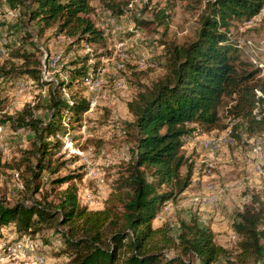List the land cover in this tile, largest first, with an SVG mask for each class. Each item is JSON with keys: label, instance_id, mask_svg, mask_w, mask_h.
<instances>
[{"label": "rangeland", "instance_id": "obj_1", "mask_svg": "<svg viewBox=\"0 0 264 264\" xmlns=\"http://www.w3.org/2000/svg\"><path fill=\"white\" fill-rule=\"evenodd\" d=\"M116 2L123 7V13L116 14L104 1L91 0L93 9L89 15L102 30L103 38L89 43L77 42L65 32L56 34L55 25L39 34L35 21H26L18 8L17 16H12L0 0V43L7 42L9 46L8 54L0 57V65L7 63L8 68L9 61L22 62L13 57L12 49L32 50V59L40 60L41 80L46 82L42 84L25 74L0 75V197L6 204L49 201L55 205L61 191L75 185L81 206L88 210L103 209L129 157L131 144L127 131L131 130L133 116L128 101L165 73L168 48L196 37L205 7L204 0ZM227 35L239 60L246 64L241 67L255 71L247 83L256 86L264 83V1L259 12L250 18H232ZM51 51L60 55L62 66L56 63L48 67L45 55L49 56ZM141 52H145L143 59ZM82 66L94 70V83L88 85L75 79L71 86L61 87V93L69 101L71 95L83 96L89 107L79 119L73 118L72 112L63 114L54 137L61 141L60 145L36 181L38 190L31 191L26 184L34 179L26 169L28 164L33 167L36 160L27 152L33 147L35 134L26 126L13 130L7 117L30 105L36 117L48 121L50 91L60 81L69 79L71 69ZM259 92L256 87L254 93ZM235 98L236 95L222 99L218 107L220 118L208 131L193 124L196 132V127L208 132L207 139L214 140L216 146L197 138L194 146L182 148L189 166L192 164L189 186L174 200L164 203L152 221L154 226L169 224L174 237L181 230V221L189 225L195 221L211 228L217 244L232 249L237 241L232 228L237 212L254 198L264 202V132L246 134L241 126L243 119L232 109ZM186 170L187 165L181 173L184 175ZM64 176L70 178L54 182ZM20 238L26 245L23 254L12 260L0 257V264H34L33 254L43 255V264H68L72 256L61 233L48 224L31 226L26 231H17L14 223L0 228V241ZM167 255H179L189 264H197L194 258L177 249L168 250ZM212 264H226V258L220 256Z\"/></svg>", "mask_w": 264, "mask_h": 264}, {"label": "trees", "instance_id": "obj_2", "mask_svg": "<svg viewBox=\"0 0 264 264\" xmlns=\"http://www.w3.org/2000/svg\"><path fill=\"white\" fill-rule=\"evenodd\" d=\"M101 1L116 14L124 12L116 0ZM263 1L204 0L196 37L168 48L165 73L127 103L133 116L131 130L127 131L131 144L129 157L103 209L88 210L81 206L75 185L63 189L55 205L49 201L8 205L0 197V228L10 223H14L17 231L42 223L53 226L72 250L68 264H189L179 255H167L168 250L175 249L190 255L197 264H212L220 256L226 258V264H264V202L259 199L254 198L237 212L232 223L237 241L232 249L217 244L211 228L195 221L190 225L181 221L176 237L171 234L169 224L152 223L157 210L189 186L192 164L189 166L182 152L184 138L196 135L193 124L208 130L218 122V107L224 97L236 95L232 109L243 119L241 126L247 135L264 132V83L257 86L247 83L255 71L241 67L246 64L239 60L227 35L232 18H250L259 12ZM3 2L18 8L26 21H35L39 34L55 25L56 34L65 32L77 42L94 43L103 38L102 30L89 15L93 9L91 0ZM12 50L13 57L22 62L9 61L8 68L3 63L0 75L25 74L46 83L41 80L40 60L31 57L32 50ZM86 59L87 56L83 61ZM70 71L69 79L60 81L50 91L48 121L36 117L30 105L7 117L13 130L26 126L35 134L33 147L27 152L36 160L33 167L28 164L26 169L34 179L26 184L31 191L38 190L36 181L60 145L61 141L54 137L63 114L72 112L73 118L79 119L89 107L85 97L71 95L69 101L61 93V87L71 86L75 79L83 80L88 68L74 67ZM256 87L258 95L254 93ZM232 136L239 138L234 133ZM185 165L183 175L181 169ZM69 178L64 176L54 182L62 183Z\"/></svg>", "mask_w": 264, "mask_h": 264}, {"label": "built area", "instance_id": "obj_3", "mask_svg": "<svg viewBox=\"0 0 264 264\" xmlns=\"http://www.w3.org/2000/svg\"><path fill=\"white\" fill-rule=\"evenodd\" d=\"M8 12L12 14V16H17L18 12L16 8H11L9 6L6 7ZM9 46L7 45V42L0 43V57H4L8 54ZM145 52H141V57L143 59ZM123 55H126V52H124ZM45 60H48V67H53L54 65L62 66L60 55L57 54V52L51 51L49 56L45 55ZM57 63V64H56ZM96 73L94 70H88L86 76L83 78L84 83L90 85L91 83H94V75ZM186 142L189 141V136L184 138ZM26 248L25 240L24 239H14L9 242H2L0 241V257L5 259H15L20 257L24 250ZM34 258V264H43L45 261V257L41 254H33Z\"/></svg>", "mask_w": 264, "mask_h": 264}, {"label": "crops", "instance_id": "obj_4", "mask_svg": "<svg viewBox=\"0 0 264 264\" xmlns=\"http://www.w3.org/2000/svg\"><path fill=\"white\" fill-rule=\"evenodd\" d=\"M196 128L198 129V132H196V135L193 137V139L191 141H188L184 144L183 148L189 149V146H191V147L194 146L195 140H197V138H199L201 140L209 138L207 135V134H209L208 132L201 131L200 127H196ZM205 131H208V130H205ZM202 132H204V133H202Z\"/></svg>", "mask_w": 264, "mask_h": 264}, {"label": "bare ground", "instance_id": "obj_5", "mask_svg": "<svg viewBox=\"0 0 264 264\" xmlns=\"http://www.w3.org/2000/svg\"><path fill=\"white\" fill-rule=\"evenodd\" d=\"M194 135H195V133H194ZM193 137H189V139H192ZM205 144H212V145H214V146H216V144H215V141L214 140H211V139H207L206 138V140L204 139V141H203ZM210 147V146H209ZM211 200V199H210ZM209 204H211V203H209ZM208 205V204H207Z\"/></svg>", "mask_w": 264, "mask_h": 264}, {"label": "clouds", "instance_id": "obj_6", "mask_svg": "<svg viewBox=\"0 0 264 264\" xmlns=\"http://www.w3.org/2000/svg\"><path fill=\"white\" fill-rule=\"evenodd\" d=\"M196 132V131H195ZM186 143V142H185Z\"/></svg>", "mask_w": 264, "mask_h": 264}]
</instances>
